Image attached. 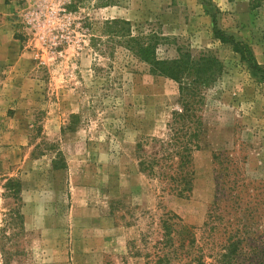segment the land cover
Returning <instances> with one entry per match:
<instances>
[{"label":"rangeland","instance_id":"obj_1","mask_svg":"<svg viewBox=\"0 0 264 264\" xmlns=\"http://www.w3.org/2000/svg\"><path fill=\"white\" fill-rule=\"evenodd\" d=\"M114 20L167 38L162 58L222 64L184 197L162 176L176 163L139 165L168 138L178 85L108 41ZM10 211L14 264H219L226 248L264 264V0H0V247Z\"/></svg>","mask_w":264,"mask_h":264},{"label":"trees","instance_id":"obj_2","mask_svg":"<svg viewBox=\"0 0 264 264\" xmlns=\"http://www.w3.org/2000/svg\"><path fill=\"white\" fill-rule=\"evenodd\" d=\"M106 33L108 41L113 40L116 45L120 46L132 58L139 63L148 67L150 74L165 77L174 81L178 85L179 99L178 107L172 113V119L168 125L169 133L165 141L153 139L150 147L156 148L160 145V149L155 151L150 157H139V165L143 172L149 175H155V167L161 162L172 161V165L177 164L174 175L163 173V178H168L171 183L176 185L177 194L184 197L191 191V175L188 168L192 164V153L200 149V140L203 128V117L200 114L201 109L205 105L204 90L211 86L221 75L222 64L214 56L203 55L198 59L191 56L189 52L183 49H177V57L162 58L159 56V49L167 41L160 33L150 30L144 32L140 29H133V25L129 21L114 20L108 21L106 24ZM215 37L223 43H229L234 46V51L242 55L243 60H247L250 55L247 46L243 43H235L233 37H229L225 32L215 27ZM248 59L247 61H250ZM139 152H144L145 147L142 144L137 146ZM160 154V156H159ZM9 196L19 202L21 201V185L9 180L6 186ZM170 218L165 222V228H171ZM20 223V225H19ZM4 226L9 231L13 230L11 238L3 239L10 242L9 248L5 244H1V254L3 264H14L15 256L20 254L18 245L14 241L15 237L23 232V215L21 213L10 211L9 220ZM5 228L2 230L5 233ZM166 237L170 242L171 232H167ZM13 239V242L11 241ZM231 252L225 249V253L221 255L219 264H232Z\"/></svg>","mask_w":264,"mask_h":264}]
</instances>
